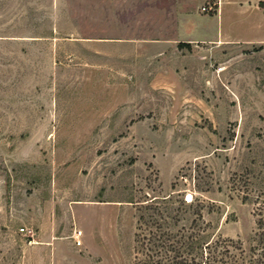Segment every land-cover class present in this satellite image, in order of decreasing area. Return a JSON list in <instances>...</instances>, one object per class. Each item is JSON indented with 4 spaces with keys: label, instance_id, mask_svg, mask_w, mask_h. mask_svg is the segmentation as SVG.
I'll list each match as a JSON object with an SVG mask.
<instances>
[{
    "label": "rangeland",
    "instance_id": "obj_1",
    "mask_svg": "<svg viewBox=\"0 0 264 264\" xmlns=\"http://www.w3.org/2000/svg\"><path fill=\"white\" fill-rule=\"evenodd\" d=\"M156 15L152 0H0V264H161L157 223L251 241L264 44L163 60L143 40L168 33Z\"/></svg>",
    "mask_w": 264,
    "mask_h": 264
},
{
    "label": "crops",
    "instance_id": "obj_2",
    "mask_svg": "<svg viewBox=\"0 0 264 264\" xmlns=\"http://www.w3.org/2000/svg\"><path fill=\"white\" fill-rule=\"evenodd\" d=\"M146 1V0H145ZM149 1V0H148ZM155 21L169 26L168 33L160 32L152 39L157 50L166 58H192L206 54L209 47L234 46L246 48L264 44V0H152ZM209 4L208 11L201 6ZM179 43H187L179 48ZM177 60V58H176Z\"/></svg>",
    "mask_w": 264,
    "mask_h": 264
},
{
    "label": "trees",
    "instance_id": "obj_3",
    "mask_svg": "<svg viewBox=\"0 0 264 264\" xmlns=\"http://www.w3.org/2000/svg\"><path fill=\"white\" fill-rule=\"evenodd\" d=\"M179 48L190 49L189 44L179 43ZM256 216V229L248 245L241 240L217 237L203 241V235L191 230L184 233H171L157 223L155 231L149 230V237L143 235L157 247L163 264H264V200L253 208ZM143 215L139 216V221ZM137 228L141 229V223ZM144 242V241H143Z\"/></svg>",
    "mask_w": 264,
    "mask_h": 264
},
{
    "label": "built area",
    "instance_id": "obj_4",
    "mask_svg": "<svg viewBox=\"0 0 264 264\" xmlns=\"http://www.w3.org/2000/svg\"><path fill=\"white\" fill-rule=\"evenodd\" d=\"M211 9V7L209 6V4L207 5V7L206 6H201V10L202 11H208V10H210ZM24 228H21V230H23Z\"/></svg>",
    "mask_w": 264,
    "mask_h": 264
},
{
    "label": "bare ground",
    "instance_id": "obj_5",
    "mask_svg": "<svg viewBox=\"0 0 264 264\" xmlns=\"http://www.w3.org/2000/svg\"><path fill=\"white\" fill-rule=\"evenodd\" d=\"M224 69V67H221V68H219V71H222Z\"/></svg>",
    "mask_w": 264,
    "mask_h": 264
}]
</instances>
